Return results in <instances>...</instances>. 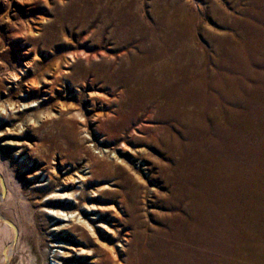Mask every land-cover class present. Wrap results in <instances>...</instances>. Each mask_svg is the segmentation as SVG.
Segmentation results:
<instances>
[{"label":"rangeland","instance_id":"rangeland-1","mask_svg":"<svg viewBox=\"0 0 264 264\" xmlns=\"http://www.w3.org/2000/svg\"><path fill=\"white\" fill-rule=\"evenodd\" d=\"M105 4L131 8L129 15L134 12L151 23L168 16L176 25L182 24L190 38L194 36L203 65L191 71L185 102L175 107L179 110L165 112L155 100L144 104L131 101L122 84L107 79L102 60L116 64L130 58L136 43L124 41L116 45L115 40H104L108 33L98 29L108 18L101 10ZM90 10L98 13L94 20ZM263 37L264 0H0V103L8 108L7 115L0 114V165L5 181H10L9 188L18 192L15 207L2 208L0 203V211L3 209L13 223L27 230L25 238L36 255L34 264H59L56 250L58 255H63V251L76 255L62 257L64 264H128L138 241L132 245L125 239H132L136 232H151L153 226H165L167 214L174 212L168 200L170 186L160 171L166 166L174 168L179 156L163 141L164 134L167 132L172 141L178 137L188 144L194 143L192 146L204 153L202 138L210 140L207 150L215 147L211 142L216 144L217 137L228 138L223 132L212 134L213 125L224 132L234 128L232 151L225 153L227 147L224 152L216 149L217 167L223 166L218 171L224 170L222 175L232 177L236 183L240 217L236 218L243 225L233 231H256V245L250 240L255 249L247 252L245 243L238 239L235 245L241 255L237 257H242L246 264H261L258 254L264 251V241L259 238L264 231ZM71 52L79 54L76 62L69 60ZM13 74H17L15 80ZM23 102L32 107L19 108ZM11 103L16 105L11 107ZM161 112L194 115L184 122L160 118ZM205 113L222 114L214 117ZM1 116L7 119L2 120ZM201 127L206 131H199ZM123 143L130 147L129 151L122 149ZM139 154L143 157H135ZM202 162L200 167L211 180L214 166L208 169ZM40 183L44 186L36 187ZM60 188L75 192L78 199L67 208L70 216L74 214L71 220L61 222L56 229L59 223L42 211L40 201ZM74 210L76 213H72ZM248 222L253 228L248 227ZM77 225L84 229L76 228ZM220 230L222 234L224 228ZM93 251L99 255H80Z\"/></svg>","mask_w":264,"mask_h":264},{"label":"bare ground","instance_id":"bare-ground-1","mask_svg":"<svg viewBox=\"0 0 264 264\" xmlns=\"http://www.w3.org/2000/svg\"><path fill=\"white\" fill-rule=\"evenodd\" d=\"M97 7H96V10L99 9ZM101 10L103 11V13L105 12L108 15V18L106 19L104 25L100 26V28L98 27L99 32L108 33V35L106 34L104 36V40H106L107 42L110 40L111 41L113 40V42L116 41L115 42L116 45L124 41L136 43V46L133 49L130 58L120 59L116 64H114L112 61H109V59L102 60L101 66L104 69V72L107 74V79L112 82L116 81L117 83L122 84L124 88H126L125 90H126L128 98L134 102L137 101V102H141V104H144V102H146L147 100L149 101L155 100L157 101L158 105L162 108V110L163 109L165 110V112L172 111V110L175 111L177 109L175 108L177 104H180V103L184 104L185 97H186L185 95L188 91L189 85L191 84V82H188L190 81L189 77L192 74L191 71L196 70V69L199 70L202 68V65H203L202 64L203 61L201 58L202 56L199 54L200 52L197 50V47L194 44V41H195L193 39L194 36L193 38H190V35L187 34V32L185 31L186 29H184V27L181 26L182 24L176 25L175 22H173L172 18L168 16L159 18L153 23H151L139 17L134 12L131 13L132 15L131 14L129 15L127 11L130 12L132 9L131 8L127 9L120 5L108 6L105 4L101 7ZM91 12L93 13L90 16L94 20L95 18H97L98 13L96 14L95 10ZM251 33L252 32L248 31V34L250 36H251ZM70 55L71 57L69 60L73 62H76L77 59H79V54L71 52ZM110 57L113 61L115 60L113 56H110ZM69 60L68 62H70ZM12 77L15 80V78L17 77V74H13ZM175 99H178V100H175ZM30 104L31 103L23 102V104L19 105V108L22 105H24L25 106L24 110L30 109L32 107ZM14 105H16V103L9 104V106L11 107ZM14 108L15 107L11 108V111ZM7 109L8 108L6 107V104L0 103V114L5 113V115H7L8 114ZM21 109H19V111H21ZM117 114L121 115L122 113H117ZM205 114L208 115L210 113H205ZM212 114L214 115V117H217L218 115L222 113L220 114L212 113ZM9 115H10V112H9ZM193 115H194L193 113H184V112L182 113L180 112L179 113H175V112L174 113H162V112L158 113V117L160 118H171L173 120H178V121L182 119L184 122L186 121L187 118ZM1 117H2L1 118L2 120H5L6 118L4 116H1ZM260 117L262 118V116ZM260 122L258 124H260ZM229 126L231 127V125ZM208 127H210V125ZM210 130L212 131L211 132L212 134H215L217 132L218 133L223 132L228 135V138L217 137V141H215L217 142L216 144L213 143V141L211 142L212 145L215 147L210 150H207L206 148V147H209L206 144L209 143L210 140L206 138L204 139L202 138L200 144H201V147H203L204 149V153L201 152L202 150H200V148L198 150L196 148L197 146L196 147L192 146L194 143L192 145L188 144L187 143L188 141L186 142L178 137L176 140L172 141L171 139H169L167 132L166 134H164L163 141L165 143L166 142L169 143L170 144L169 146H171V150H174L179 156V160L177 161V164L174 168L170 169L171 167L169 168L166 166L160 171L161 173L160 175L167 182L166 185L170 186L169 193H171L170 194L171 198L168 200L170 201L171 207L174 210V212H172V214H167L166 219H168V221L165 226H153L150 229L151 232H148L146 234L136 232L135 235H133L132 239H129V238L125 239L129 242V244L132 243V245H134L135 243L134 241L136 240L138 241V245L136 246L135 252H133L132 257L127 262L128 264H246L245 260L242 257H237L238 255H241V254H239L240 252H238V247L235 244L236 242L239 241L238 239H240L241 242L245 243L246 248L245 246L244 248L246 249L247 252H249V250L250 251L254 250L255 249V248L253 249L254 246L251 247L250 245L251 244L253 245V241L256 240L254 238L256 231L254 232L251 229L249 230V232H245V233L243 232L244 234L243 233L237 234V232H235L237 231V229L233 231L235 227L237 228V226L243 225L239 223L236 218V216L239 217V215H237V211L239 209L238 208L239 202H237V199H236V191H235L236 183H234V181L231 180L232 177L231 178L229 177L230 179H228L222 175L224 170L221 171L222 173L218 171L219 167H220V170H222L221 168H223V166L222 164H220L221 166L219 165L217 167L218 164L216 162V159H218L216 158V155L218 154L216 149L217 150L223 149V148L226 149L227 147L229 148V150L226 151L225 153L232 151L231 146L233 147V144H234L233 143L234 142V138H233L234 128L229 129L226 132H224L220 128L219 129L215 128L213 125V127ZM199 131L203 132L204 130L201 127ZM262 132L263 131H261V133ZM132 133L134 134L136 133V131L133 130ZM225 134L223 136H225ZM242 141L241 142L239 141V142L242 143ZM6 143L13 144L12 142H5V144ZM122 145H123L122 147L123 150L129 151L130 147L126 143H123ZM224 149H223V152H224ZM248 150H249V147H248ZM141 151L142 150H138V152H141ZM207 151H210V153L212 154H210ZM236 155H239V154H236ZM141 156L143 157V155H140V154L135 155V157H141ZM226 160L227 159H225V161ZM199 162H202V164L205 165L206 168L208 167V169L210 166H214V169L211 172L213 173V176H211V180L207 179V176H206L207 172L206 170H205L206 173L203 171L202 169L203 167H200ZM229 162L231 163L230 160ZM217 171H218V174H217ZM81 178H84V175H81ZM223 179L226 180L225 183L223 182ZM74 180L76 179L74 178ZM9 182L5 181L3 168H2V165H0V197H1L0 203H2V208L4 206L13 208L16 205V195L18 192L14 193L12 191L13 189L9 188ZM71 183L72 182H69V185ZM42 186H44V184L40 183L36 187H42ZM65 186H68V185L66 184ZM65 186L62 188H65ZM62 188L48 194L46 200L40 201V204L43 207L42 211H44L48 216L50 217L52 216L53 219H56L57 223H59L58 228L56 229H59V227L62 225L61 222L63 223L65 221L71 220L74 214L70 216L69 215L70 213L67 211V208L73 207V205H75V202H77V199H78V197H76L75 195V192H70L69 190H63ZM85 204L88 205L87 202H85ZM247 206H249V204ZM248 209H247V213H248ZM72 213H76V210L72 211ZM239 213H241V211ZM252 222H254V220ZM245 223L246 222H244V224ZM248 223H247L248 227L253 228L251 227L250 222ZM75 227L84 229L81 225H77ZM220 228L222 229L224 228V230H222V234H221ZM26 232L27 230L23 226L21 227L13 223L10 217H8L5 214L4 210L1 209L0 211V264H34L35 263L36 255L32 251L31 246L28 244L25 238ZM262 232L264 233V231ZM260 233H261V230H260ZM262 234L261 236H259V238L262 241H264V235ZM251 239L253 240L250 244ZM262 244L264 246V242ZM60 245H62V247L67 248V246L63 245L62 243H60ZM102 246H103V243H102ZM80 250H83V249H80ZM56 252H57L56 262H58L59 264H64L61 259L62 257H65L68 259L76 257V255H72L70 252L63 251L62 252L63 255H58L60 253L58 250H56ZM129 252H130V248H129V251L128 249L126 251L127 255H129ZM260 254H258V257L260 258V261L262 260L261 262L262 264L264 263V259L262 257V255H264V251H263V254L261 255ZM80 255H83V256L93 255L94 257H97V255H99V252L93 251L92 254H90V252H82ZM226 255L228 257L230 256L229 258L232 257L234 259L232 258L229 259ZM130 256H131V253H130ZM220 256H223L225 260H222ZM97 261H99V259H97Z\"/></svg>","mask_w":264,"mask_h":264}]
</instances>
